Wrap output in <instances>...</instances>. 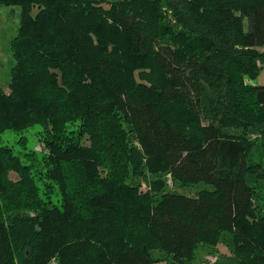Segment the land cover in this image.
<instances>
[{"label": "trees", "instance_id": "16d2710c", "mask_svg": "<svg viewBox=\"0 0 264 264\" xmlns=\"http://www.w3.org/2000/svg\"><path fill=\"white\" fill-rule=\"evenodd\" d=\"M0 1L23 6L12 48L13 78L25 80L18 94L6 96L0 88V101L15 102L20 117L44 125L49 152L43 177L58 183L61 196L41 198L31 168L0 147V264H157L156 251L186 264L199 245L216 246L224 234L236 235L251 251L241 264H264L263 233L241 221L258 215L251 178L264 177V166L250 160L246 133L232 131L264 138V84L245 82L264 70V0H145L131 6L118 0L109 11L96 0ZM31 4L39 9L35 16ZM164 5L172 20L161 13ZM103 26L129 38L133 48H111L99 35ZM136 60L152 69L148 87H126ZM179 105L195 131L183 127V116L166 118ZM6 111L5 119L17 112L11 105ZM76 117L85 119L91 140L105 119L109 132H130L137 143L121 149L122 173H168L177 185L211 188L192 196L154 187L118 200L112 194L121 198L124 191L115 177L106 181L109 188L95 190L102 186L99 151L63 128ZM5 121L23 127L18 119ZM102 155L114 163L113 153ZM74 163L85 178L77 186L85 187L84 198L69 183ZM11 167L22 177L18 183L8 178ZM81 203L89 206L82 216Z\"/></svg>", "mask_w": 264, "mask_h": 264}, {"label": "rangeland", "instance_id": "374dc122", "mask_svg": "<svg viewBox=\"0 0 264 264\" xmlns=\"http://www.w3.org/2000/svg\"><path fill=\"white\" fill-rule=\"evenodd\" d=\"M97 7L109 11L112 8L113 2L118 0H96ZM121 1V0H119ZM130 2V6L133 3H144L145 0H126ZM31 14L36 15L39 11L37 6L31 4L30 6ZM161 13L164 18L169 17L172 20L173 15L165 9V5L161 7ZM23 15V6L21 4H7L0 1V88L1 92L6 96H11L13 91L18 94L20 88L25 85V80H21L19 83H16L13 76V69L17 64V59L14 56V50L12 48V41L18 35L21 21ZM142 18V16H141ZM145 22L151 21L152 16L149 18H144ZM168 21V20H167ZM165 21V22H167ZM108 24L113 25V21L108 19ZM99 35L105 39L107 43L114 46L116 44V49L120 51H125L127 49L133 48V41H130L129 38L123 36L119 33L118 30H109L107 27H104L100 30ZM96 38V35H94ZM133 77L126 87L134 89L138 85L149 86L148 80L145 78L147 74L152 72L151 67L147 66L144 61L136 60L133 64ZM59 78L61 77L60 71L57 69ZM246 83L254 84H264V70L260 73L259 77L255 80L245 77ZM22 89V88H21ZM63 89H66L63 87ZM22 96V94H21ZM14 107L17 112L11 113L12 118H6L5 115L9 112L6 109L9 106ZM0 108L3 109L0 112V147L8 148L11 150L12 154L17 156L20 160L21 166L30 167V175L33 180L36 181L37 186L39 187L38 195L43 197H51L53 200H58L60 196L59 185L52 180H48L43 177V173L48 169L47 166V154L49 152L46 144L44 142L45 134L42 133L44 125L41 123H34L24 117H20L23 112L20 107L13 101L4 103L0 101ZM187 113L185 112L184 106H175L170 108L165 114L166 118L177 121L176 117H181L186 121V124H183V127L190 131H195L196 126L190 120H187ZM18 119L16 124L23 125V127H16L13 124H9L5 120ZM85 119L76 117L75 119H69L65 125L64 130L66 134L74 136L82 144L92 145L97 148L100 153L101 165V178L100 184L101 187L94 186L95 190H103L109 188L105 183L107 180H113L115 177H119L121 180L120 187L123 189L124 193L121 198H118V192L113 193L112 196L121 200L124 197L125 192L128 191H149L152 188L156 187L160 191H175L182 194L195 196L197 193L204 188H211L210 185L199 183L192 186H180L174 183L171 178V175L168 173H150L146 172L143 176H133L130 172L122 173L124 169V163L122 161V154L120 151L125 147L127 143H137L130 132H126L121 128L118 131L113 130L111 132L110 122L104 120L103 125L95 126L92 140L91 135L85 131ZM232 131L239 135L246 133L248 140L252 142V147L250 148V160L254 163H260L264 166V138L260 137L253 131H244L242 128H233ZM104 152L113 153L115 156L114 163H108L107 157H104L102 154ZM8 178L14 183H18L22 180V177L15 170V167L9 169ZM68 178L71 188L76 193L77 197L84 198L83 192L85 187L78 188L83 184L84 176L79 170L77 163L72 164L68 167ZM27 180L25 179V183ZM251 183L254 184L256 188V206L258 215L255 219H242L241 221L253 228L258 234L263 233L264 238V229H257V227L264 224V177H252ZM127 190V191H126ZM86 195V194H85ZM121 195V194H120ZM115 198V199H116ZM27 197L22 196L21 201H26ZM123 203V202H122ZM77 206L79 209V214L82 216V212L89 206L85 203H81ZM27 212L30 210H26ZM32 212V211H30ZM251 254V251L244 247L242 243L238 240L236 235L224 234L223 239L216 245L210 246L206 244H201L196 249L194 258L187 262L186 264H241L243 260H246L247 257ZM155 257L157 258V264H175L172 259V256L165 252H155ZM51 264H58L57 259H54Z\"/></svg>", "mask_w": 264, "mask_h": 264}]
</instances>
